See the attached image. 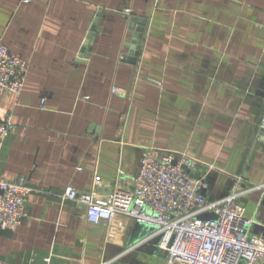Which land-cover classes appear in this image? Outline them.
<instances>
[{
    "label": "crops",
    "instance_id": "0c3cea01",
    "mask_svg": "<svg viewBox=\"0 0 264 264\" xmlns=\"http://www.w3.org/2000/svg\"><path fill=\"white\" fill-rule=\"evenodd\" d=\"M1 42L30 68L20 94L0 95V116L21 126L0 177L34 191L28 217L0 233V259L166 264L155 227L95 224L62 197L96 175L103 191L132 188L146 146L199 159L209 200L237 180L264 186V0H0ZM240 202L264 235V188Z\"/></svg>",
    "mask_w": 264,
    "mask_h": 264
},
{
    "label": "built area",
    "instance_id": "2783aa9c",
    "mask_svg": "<svg viewBox=\"0 0 264 264\" xmlns=\"http://www.w3.org/2000/svg\"><path fill=\"white\" fill-rule=\"evenodd\" d=\"M29 68L27 59L1 42L0 95L20 94ZM20 127L12 114L0 116V152ZM259 128L264 138V114ZM202 164L184 152L146 146L132 188L103 191L102 178L96 175L90 192L69 185L62 197L83 204L87 220L95 224L124 215L155 227L160 247L168 252L166 264H264V235L251 232L256 221L247 217L240 202L264 186L242 188L237 180L227 196L209 200L204 178L193 173ZM32 191L25 177L16 181L0 177V233L15 230L28 217L26 201ZM0 264L10 263L0 259Z\"/></svg>",
    "mask_w": 264,
    "mask_h": 264
},
{
    "label": "water",
    "instance_id": "95a60500",
    "mask_svg": "<svg viewBox=\"0 0 264 264\" xmlns=\"http://www.w3.org/2000/svg\"><path fill=\"white\" fill-rule=\"evenodd\" d=\"M135 20H136V18H132V22H133V23H135ZM139 31H141V30H139ZM137 36H138V38L141 37V35H140L139 33H137ZM193 173H194V172H193Z\"/></svg>",
    "mask_w": 264,
    "mask_h": 264
}]
</instances>
